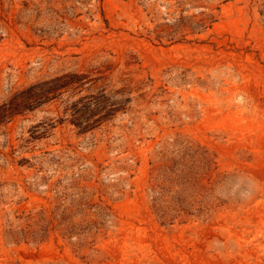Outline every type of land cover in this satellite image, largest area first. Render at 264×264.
<instances>
[{
  "label": "rangeland",
  "instance_id": "1",
  "mask_svg": "<svg viewBox=\"0 0 264 264\" xmlns=\"http://www.w3.org/2000/svg\"><path fill=\"white\" fill-rule=\"evenodd\" d=\"M0 264H264V0H0Z\"/></svg>",
  "mask_w": 264,
  "mask_h": 264
}]
</instances>
